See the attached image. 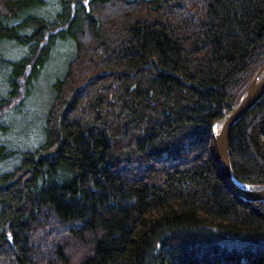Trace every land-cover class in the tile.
Instances as JSON below:
<instances>
[{
  "label": "trees",
  "instance_id": "obj_1",
  "mask_svg": "<svg viewBox=\"0 0 264 264\" xmlns=\"http://www.w3.org/2000/svg\"><path fill=\"white\" fill-rule=\"evenodd\" d=\"M263 61L264 0H0V264H264V201L210 149ZM47 65L39 143L16 148L4 120ZM228 155L264 187V95Z\"/></svg>",
  "mask_w": 264,
  "mask_h": 264
},
{
  "label": "water",
  "instance_id": "obj_2",
  "mask_svg": "<svg viewBox=\"0 0 264 264\" xmlns=\"http://www.w3.org/2000/svg\"><path fill=\"white\" fill-rule=\"evenodd\" d=\"M263 95L264 61L247 80L235 105L214 123L210 136V149L218 176L233 195L253 202L264 201V187L250 188L236 180L230 168L228 141L233 126Z\"/></svg>",
  "mask_w": 264,
  "mask_h": 264
},
{
  "label": "rangeland",
  "instance_id": "obj_3",
  "mask_svg": "<svg viewBox=\"0 0 264 264\" xmlns=\"http://www.w3.org/2000/svg\"><path fill=\"white\" fill-rule=\"evenodd\" d=\"M62 41L57 43L56 54H61L60 51L66 50L67 47L69 48L68 44ZM29 69L30 67L27 71ZM62 70L63 68L59 67L58 73H61ZM58 75L53 73L51 66L47 65L40 69L39 74L33 80L27 100L6 115L4 120V125L7 127L6 139L11 141V145L14 147L22 149L39 143L42 130L40 129L41 113L44 110V106L49 102L51 83L54 82ZM17 102L15 101V103Z\"/></svg>",
  "mask_w": 264,
  "mask_h": 264
},
{
  "label": "bare ground",
  "instance_id": "obj_4",
  "mask_svg": "<svg viewBox=\"0 0 264 264\" xmlns=\"http://www.w3.org/2000/svg\"><path fill=\"white\" fill-rule=\"evenodd\" d=\"M234 183H236L235 180H234Z\"/></svg>",
  "mask_w": 264,
  "mask_h": 264
}]
</instances>
